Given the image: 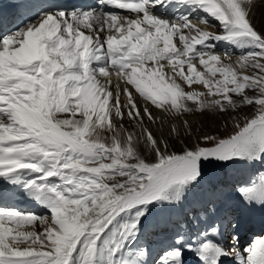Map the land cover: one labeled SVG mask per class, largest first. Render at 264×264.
<instances>
[{"label": "snow or ice", "instance_id": "obj_1", "mask_svg": "<svg viewBox=\"0 0 264 264\" xmlns=\"http://www.w3.org/2000/svg\"><path fill=\"white\" fill-rule=\"evenodd\" d=\"M170 4L205 15L158 11ZM251 8L252 0H96L26 8L20 26L0 31V179L48 209L0 207V264H148L137 240L150 207L182 203L205 162L264 159V30ZM221 42L241 55L220 53ZM245 107L252 111L233 118L230 134L180 152L152 130L169 125L179 137L175 120L185 114ZM235 191L245 205H264V176ZM207 192L214 216L218 190ZM239 224L229 215L181 230L154 264H184L185 251L200 264H264V237L241 247Z\"/></svg>", "mask_w": 264, "mask_h": 264}, {"label": "rangeland", "instance_id": "obj_2", "mask_svg": "<svg viewBox=\"0 0 264 264\" xmlns=\"http://www.w3.org/2000/svg\"><path fill=\"white\" fill-rule=\"evenodd\" d=\"M258 2V5H255ZM259 8V9H258ZM253 17L251 16L252 23L254 27L257 30H264V6L258 1L255 0L253 3ZM252 111L251 108L245 107L237 112H227V113H219V112H212V111H206L203 113L200 112H193L191 114H185V115H191L194 117V122L191 124V132L189 133L188 131L185 130L184 125H183V119H179L180 124L178 129H180V136L179 137H173L169 136L168 128H163V129H157L156 127H153L152 130L154 133H156L158 136L163 134L165 138L168 139L170 149L176 152H180L183 150L185 147H193L196 144H201L203 145V140L202 137L205 135H214L217 137H223L228 134H230L233 131L232 123H233V118L235 117L236 119L243 120V118L246 115H249V113ZM214 122H217V126H214ZM134 125H131V122L129 124V130H132ZM252 163H247V162H242V165H248V164H254ZM255 180V179H253ZM190 208V207H187ZM172 209V212L174 215L179 217L177 212H179L178 208H170ZM155 214L158 215L160 211L165 210L167 211L168 208H162V209H154ZM211 219H209L207 216L204 217L203 221L209 222Z\"/></svg>", "mask_w": 264, "mask_h": 264}, {"label": "bare ground", "instance_id": "obj_3", "mask_svg": "<svg viewBox=\"0 0 264 264\" xmlns=\"http://www.w3.org/2000/svg\"><path fill=\"white\" fill-rule=\"evenodd\" d=\"M254 1L255 0H252V7H253V3H254ZM263 6H264V0H258ZM255 5H258V2L255 4ZM259 9V8H258ZM253 13V10H252V8H251V16L253 15L252 14ZM253 17V16H252ZM184 119H187L188 120V122H189V124L191 125V124H193L195 121H194V117H192L191 115L189 116V115H185V117H184ZM125 123V125L126 126H128L129 127V124H130V122L129 121H125L124 122ZM196 123V122H195ZM175 124H176V126L177 127H179V124H180V121H179V119H176L175 120ZM214 124V126H217L218 124H217V122H214L213 123ZM169 125H165V127L164 128H168L169 129ZM218 127V126H217ZM180 128V127H179ZM1 181H2V184H7L5 181H3L2 179H0ZM1 189V188H0ZM16 194V193H14V192H11V191H1L0 190V196H2V195H5V198L6 199H9V195L8 194Z\"/></svg>", "mask_w": 264, "mask_h": 264}]
</instances>
